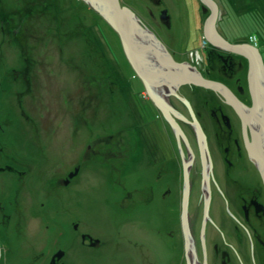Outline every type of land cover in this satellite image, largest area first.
Instances as JSON below:
<instances>
[{"label":"rangeland","instance_id":"374dc122","mask_svg":"<svg viewBox=\"0 0 264 264\" xmlns=\"http://www.w3.org/2000/svg\"><path fill=\"white\" fill-rule=\"evenodd\" d=\"M121 1V6H126L132 12L136 11L141 15L148 10L155 14L160 11L161 18L170 22V25L162 30V35H168L170 40L175 42L173 47L182 55H200L198 46H194V42L201 48L208 43L210 49L216 51L217 48L204 39L203 24L209 13L205 11L201 0H160L159 4H156V0ZM213 1L217 5L216 30L229 43L240 42L230 41L233 33L228 32L230 28L227 27L228 22L236 25L231 26L234 28V33L245 29L255 34L256 31L259 32L264 28V0ZM84 2L83 0H15L11 3V0H0V7L6 14H13L15 19H20L17 27H21L17 30L18 28L11 29L7 25L0 26L3 33L1 36L6 35L9 40H4L5 43L0 41V129L6 127L7 116L12 117L13 114L5 101L12 96L9 90L12 81L6 77L12 69L22 67V85L30 86V89L25 86L26 94L21 92V88L19 89L23 96L22 106L30 116L37 115L33 117L36 124L32 119L31 123L37 125L34 130H37L39 135L38 139L27 138L25 136L27 132L21 131L22 134L18 128L22 139L17 144L25 145L24 148L22 147L23 152L29 151L28 144L32 143L31 139L37 140L35 145L31 146L32 154L25 157L27 174L18 178H15L14 174H11L12 178L9 176L7 178V175L1 177L3 184H0V258L3 260L0 264H71L73 260L76 264H85L86 261L89 262L86 256L89 249H91L88 253L91 261L106 260L107 264H116L114 260L116 258L123 260L117 264H135V261L131 260L133 253L124 249L114 250L115 238L118 237L117 227L114 226L118 215L145 212L139 203L134 206L129 204L128 208L121 209L120 202L146 198L150 172L145 166L146 151L134 150L130 157L125 153V157L129 159L126 166L122 167L124 172L111 173L100 166L110 164L109 160L104 158L107 156V151H111L100 140L98 143L102 160L96 156L84 167L75 170L72 163L78 161L79 164H84L88 159L85 151L93 153L99 147L92 145L88 140L87 147L82 148V131L89 130L97 134L99 129L104 127L113 129L128 122L130 118L133 124H128L130 125L128 136L148 147L152 134L151 128L147 125L153 124L150 117L153 108L148 101L149 95L142 90L141 80L136 76L123 51L118 33L98 12L85 6ZM259 7H263L261 8L263 10H257ZM14 30L17 37L13 35ZM173 36L177 38L178 48ZM25 51L29 54L23 58ZM234 54L242 55L236 52ZM44 55H47V58H42ZM49 55H54L55 58ZM35 64L37 67L33 66ZM88 65H92V74ZM100 70L106 74L102 80L98 79L99 73L103 72ZM90 74L93 77L90 78ZM112 75L120 81L118 86L122 94L117 93L115 96L110 92L107 96L109 89L103 84L110 83ZM200 75L205 78L201 73ZM187 84L213 90L235 107L230 101L227 87L221 82L212 84L221 86H218L219 89ZM20 92L15 93L18 106L21 99ZM72 93L82 96L83 101H88L91 104L89 109L86 110L79 100L71 98ZM55 94H57V102L61 104V106L57 105L61 107L59 110L54 102ZM251 94L254 103L258 106L254 86ZM128 96L133 98V101L125 100ZM186 99L190 113L192 108L189 99ZM180 101L183 103L182 100ZM117 102H123L124 107L118 105L119 109H113L112 106ZM107 105L111 108L107 109ZM70 107L77 108L79 112L81 110L80 113L84 115L80 120L89 121L91 130L90 124L86 125V129L85 125L79 122L76 114L68 109ZM124 108H135L136 115L127 113L122 118H119L121 114L106 117L107 113L121 111ZM16 109L18 110V107ZM190 116L192 123L200 126L196 117L191 113ZM253 116L255 112L250 110L248 117ZM98 118H103V121L99 122ZM53 122H58L56 131L49 132L47 127ZM71 124L79 131L82 129L78 132L74 128L77 131L74 137L69 135ZM11 125L17 124L12 120ZM168 125L170 126L169 123ZM158 130L162 132L161 129ZM17 131L7 134L0 132V135L3 140L10 141L14 135L18 136ZM111 136L115 138L118 135L112 133ZM180 137L186 142L182 134ZM109 139L107 138V141ZM257 151L260 152L262 149ZM254 159L256 158L253 157L252 160ZM259 163L260 161L256 166L261 172ZM76 170L77 173L70 179L71 173ZM60 176L63 177L66 185H55V180ZM119 179L121 182L116 183L115 181ZM141 189L142 192L139 191ZM181 222L185 226V238H190L187 213H181ZM75 228L87 234V241H93L99 246L90 244L91 248L86 246L87 249L83 250L82 242L79 241L74 246L71 256L69 251H72ZM120 230L125 237H141L152 243L150 239L152 232L148 230L135 226H122ZM163 247L166 250V245ZM156 249L159 251L157 253L164 254L163 248L156 247ZM68 254L71 256L70 259ZM136 256L138 253L133 254L134 258Z\"/></svg>","mask_w":264,"mask_h":264},{"label":"flooded vegetation","instance_id":"af4514ba","mask_svg":"<svg viewBox=\"0 0 264 264\" xmlns=\"http://www.w3.org/2000/svg\"><path fill=\"white\" fill-rule=\"evenodd\" d=\"M156 2L159 4L161 1L156 0ZM137 15L144 28L151 29L176 60L193 63L205 78L223 83L245 106L254 103L251 94L254 85L259 107L257 106L255 116L249 117L244 127L241 118L222 95L201 86H181L177 93L190 101L192 111L205 133L208 149L206 152L202 151L199 146L200 135L191 126L193 123L188 107L186 108L178 98L170 95L168 100L177 109L175 111L178 115L181 114L189 120L184 121L173 115L180 123L187 144L180 137L179 146L176 136L164 117L160 112L156 113L152 109L150 111L152 123L160 125L157 127L162 132L157 127L151 128L152 138L148 143L151 149L147 153L146 160L150 171L146 187L147 196L144 200L140 198L138 201L133 199L134 202L130 203L126 200L120 202L121 209L128 208L129 204L134 206L139 203L145 212L123 213L116 217L114 227H117L118 237L115 238L116 248L114 250L124 249L133 254L138 253L135 258L132 254L131 260H134L135 264L139 262L141 264H202L203 262L206 264H237V262L239 264H264V133L262 132L264 102L260 100L264 94V78H258L260 84H255L254 78L248 74L249 57L232 53L223 55L221 52L210 49L208 43L201 48L203 55H197L198 62L194 63L188 56L182 55L173 47L172 40H167L162 35V30L169 26L170 22L161 18L160 11L155 14L148 10L143 15L139 13ZM246 32L236 31L231 35L230 41L248 42ZM256 32L255 38H258L256 46L262 49L264 28ZM1 38L9 41L3 36ZM173 39L177 41L174 36ZM23 54L25 58L29 53L25 51ZM261 54L264 62V51ZM44 57L47 58V55ZM216 63L218 68L215 67ZM33 66L37 67L36 64ZM8 75L12 81L9 85L12 96L5 101L12 113L18 115L17 120L14 121L19 128L22 120L26 118L31 120L30 114L22 106L23 96H21V92L26 94V87L30 89V86L22 85V67L12 69ZM17 92H20L21 97L19 106L17 105V94H15ZM159 93L161 94L160 91ZM12 120V117L7 116L6 127L11 125ZM35 127L37 125L32 124L31 128L20 129V132L29 133ZM38 137H32V139H38ZM249 146L256 150L262 149L260 153L263 156L261 155V161L258 164L262 173L256 166V159L252 160L253 152L248 150ZM19 151L23 152L22 149ZM182 152L183 160L188 164L186 169L190 183L187 204L190 238H185V226L181 222L183 192L181 176L184 165L179 155ZM22 154L23 157L30 156L26 152ZM11 159L13 161L11 160L8 166L9 174L15 176V165L19 171L26 173L28 166L24 161L22 163L14 157ZM174 172H179L180 178L173 176ZM76 173L77 170L73 171L70 179ZM170 179L175 180V187L170 185ZM205 187H208V190H205ZM174 191L176 193H173ZM207 199L209 208L204 214V200ZM203 215L208 217L205 221ZM122 226H135L152 232L150 238L152 243L150 244L147 239L141 237H125L120 230ZM201 227L204 229L202 233ZM74 231L76 232L73 235L74 243L72 251H69L71 256L74 246L79 241L82 242L83 250L87 249L86 246L91 248L90 244L95 247L99 246L93 241H87L85 232H80L77 228ZM187 244H190L195 254L194 260L187 250ZM163 245H166V250ZM156 247L163 248L164 254L157 253ZM88 253L86 256L89 262L86 261L85 264H107L106 260H89ZM70 255L68 254L69 259ZM186 258L189 259V263ZM114 260L116 264L123 261L116 258ZM71 264H76V262L73 260Z\"/></svg>","mask_w":264,"mask_h":264},{"label":"bare ground","instance_id":"6f19581e","mask_svg":"<svg viewBox=\"0 0 264 264\" xmlns=\"http://www.w3.org/2000/svg\"><path fill=\"white\" fill-rule=\"evenodd\" d=\"M13 1H15V0H11V3ZM118 3L120 5H122V1L121 0H118ZM200 4H201V2H200ZM84 5L85 6H88L91 10H93L87 3L84 2ZM201 6H202V4H201ZM203 7H204L205 11H207L208 13L210 12V10H209L208 7H206L205 5H203ZM16 8H17V5H16ZM133 13L135 14V17L139 20L140 25L144 28V26L141 24V19L137 15L136 11H133ZM9 15L10 14H6L5 11L0 7V26L7 25L11 29L18 28L17 26L19 25V20L20 19H15L14 16H13V14L10 15V16ZM105 22H107V21L105 20ZM231 26H236V25L233 22H228V26L227 27H230L228 29V32L229 33H234V30H233L234 28H232ZM19 29L20 28H18L17 30H19ZM146 30H148L149 32H151L152 35L157 38V40L160 42V44L167 50V52L169 53V55L173 59V63H175L176 65H178L179 68H181L182 63H184V64H187V66H189V68L193 71V73H199V70L196 68V66L193 63L190 64L189 61L186 62V61H178V60H176L171 55V53L166 48V46L162 43V41L155 35V33L151 29L150 30L149 29H146ZM243 30L244 31H247L246 32V36L249 38V40H248V42H240L238 44H246V45L252 47L254 51H256L255 55H251V57L249 56L250 59H248V61H249L250 65H249L248 74H250L251 77L254 78L255 84H260V81L258 80V78H264V62L262 60L263 58H262V54H261L262 51H264V47L262 49L257 48L256 41H257L258 38H255L256 35L255 34H252V31H250L251 33H249L248 30H245V29H243ZM1 35H3V33L0 30V41L5 43L4 39L1 38ZM13 35L15 37H17V34L14 33V31H13ZM164 36H165V38L167 40L170 39L168 35L165 34ZM5 38L8 39V37L6 35H5ZM172 42H174V41H172ZM194 44H195L194 46H196V47L198 46L197 49H198L200 55H203V52L201 50L200 45L198 43H196V42H194ZM178 46H179V43L176 42V47L178 48ZM161 51L162 50H160V53H162ZM216 51L221 52L223 55H225L227 53H232V54L235 53L234 51L224 50V49H221V48H217ZM49 56L55 58L54 55H49ZM187 56L192 60V62H194V63H197L198 62V58L194 54H189ZM42 58H45V57L43 56ZM140 62H141V60H140ZM201 62L203 63V61H201ZM145 64H146V66H148L151 70H153L155 72L154 75H156V74H163V75L169 76V75H173V73L176 76L178 75L177 74V71H171L170 68L161 67V66L156 67L155 65H153V64L150 65L147 62ZM81 65L83 66V64H81ZM223 65H225V64L223 63ZM88 67L90 69H92L91 68L92 65H88ZM104 67H105V63H104ZM215 67L218 68L217 63L215 64ZM121 74H123V73H121ZM135 74H136V72H135ZM89 76H90V78L93 77L91 75H89ZM136 76L138 77L137 74H136ZM201 78H202L201 82H203L207 86H209L211 84H218V83H220L219 81L214 80V79L203 78V77H201ZM110 79L113 82H115V83L110 84L111 86H109V87L118 86V84L120 83V81L118 79L114 78L113 75L110 76ZM133 79L134 80H137V78H135V77H133ZM139 79L141 80V78H139ZM140 82H141V84L143 86V87L141 86L142 87V90L143 91H146V86H145L144 82L142 80ZM101 83L103 84V81H101ZM104 85H105V83H104ZM183 85H189V84L183 82V78H179V81L174 82L172 84V86H167V85H164V84L163 85H160V84H155V83L153 85H150V88L152 90H155V92L157 93V96L161 100L164 101L163 102L164 111H165V113H167L169 115V117L171 119H169V118L167 119V117L164 114V112L160 109V107L157 104H155L154 100H152L150 97H148L149 98L148 101L151 103V106L156 111V113H159L160 112L161 115L166 120L167 125H168V123L170 124V126L172 128V133L176 136L177 143H179V146H180V134H182L184 138H185V135L183 133V130H182L181 126H180L179 121L175 117H178L179 119H182L184 121H189V120L185 116H183L181 114L178 115L176 113L175 110H177V109L174 108L173 105H172V103L169 102L168 97L171 95V97L178 98L179 100H182L183 101L182 104L185 107L187 105L189 106L188 100L185 97H183V96H181L180 94L177 93V90L181 86H183ZM250 85H252V84H250ZM83 86L84 87L86 86V81H85V83H84ZM106 88L109 89L108 87H106ZM110 91L111 90H108L107 93H110ZM159 91L161 92V94L159 93ZM227 91L229 93V97H230L231 103L235 106V107H233V109L235 110V112L237 113V115L241 118V120L243 122V126L245 127L246 124H247V122H248L247 120L249 119V117H248L249 111L250 110H254V112H255V109H257V105H256V103H253V105H250V106L249 105H246L245 106V104L242 103L231 91H229L228 88H227ZM49 92H52V90H49ZM116 92L117 93H120V89H118V91L116 90ZM90 93H92V92H90ZM120 94H122V93H120ZM56 96H57V94H55V96H54V100H55L54 102H55L56 108H58V110H59L61 108V107H59V106H61V104H60V102H57ZM81 97H79L77 95H73V93H72V96H71V98L79 100L81 102V104L84 105V107L86 108V110L89 109V107H90L91 104H89L88 101H86V102L83 101ZM129 98H130V96L126 97L125 100L133 101V98L132 99L131 98L129 99ZM260 100H263V102H264V94L260 97ZM57 105H59V106H57ZM118 105L121 106V107H124V103L123 102L122 103L117 102L116 104H114L112 106V108L113 109H119ZM243 106H245V107L244 108H241ZM262 106L264 107V104ZM110 108L111 107L109 105H107V109H110ZM68 109L71 111V113L76 114V118L78 120H80L81 119L80 117H83V115H84V114H81L80 113L81 110L79 112V110L77 108L70 107ZM65 110H66V107H65ZM86 110L84 111V113H86ZM92 110H94V112L96 111L95 109H92ZM140 110H142V109H140ZM135 112H136V109L135 108H129V109L124 108L121 111L120 110L113 111V112L111 111V112L107 113L106 117L110 118V117H113L115 115L118 116V115L121 114V116L119 118H122L124 116V114L126 115L127 113H132V115L134 116V115H136ZM190 113L195 116V113L193 111H190ZM17 117H18V115H16V113H13L12 114V119L13 120H17ZM33 117H37V115L31 116V119L33 121H35ZM97 120L99 122H101V120L103 121V118L102 119L101 118H98ZM79 122L83 123L85 125L84 126L85 128H86V125L87 124H90L89 129L91 130V123L89 121H86V120L82 121V120H80ZM30 123H31V120L28 119V118L22 120L20 122V124H19V129H24V128L25 129H29V128H31L32 127V124H30ZM57 123L58 122H56V123L53 122V124L48 125L47 128H48L49 132H55L56 131V125H57ZM129 123L131 125L133 124L131 118L128 120V122H124L122 125H119V126L113 128V129H111L110 127H104L102 129H99L100 131L97 134H94L92 131H89V130L82 131V129H81V131H82V137L81 138H82V142H83L82 145H81V147L82 148H86L87 147V144L86 143H87L88 140L91 142L92 145L95 144L96 146H99L98 141L99 142H100V140L103 141L105 143V145H107V147H109L111 149V151H107L108 152L107 153V156H106V158H104L105 160H109L110 164H107V165H102L101 164L100 166L103 167V169L108 170L111 173H115V172L122 173V172H124V170L122 169V167H125L126 166L127 160L129 159V158H126L125 157V153H128L129 154V157H130V155L133 154L134 150H138V151H141V152H145L146 151V153H148L150 151V149H151L150 145H148V147H147L144 143L139 142L138 140H132L128 136V133H129V130L128 129L130 127V125L128 126ZM191 126H192V128H193L194 131L196 130L197 134H200V140L198 142H199V146L201 147V150L202 151H205V152L208 151L207 145H206V137H205V133H204L203 129L200 128L199 125L196 126V125L191 124ZM147 127L148 128H154V125L153 124H149V125H147ZM70 128H71V131L69 132V135H71L73 137H74V135H77V131L78 132H81L75 126H73V124H71ZM74 128L77 131H75ZM19 129H18V124L17 125H10L8 127H1V129H0V132L1 133H6V134L7 133H14V132H16L18 130L17 131L18 132L17 133L18 136L15 137V135H14V137L10 141H5L3 139H0V184H3V183H1L2 182V179H1L2 175H7V178H9V177L12 178L13 177V175L8 174V166L10 164V161L12 160L11 157H14L17 161H20L22 163L25 162V157L26 156L23 157V154H22L23 152L22 151H19V149L21 150L22 147L23 148L25 147V145L19 146L17 144L22 139L20 137ZM262 132L264 133V129L262 130ZM112 133H114V134H116L118 136L115 137V138H113V136H111ZM25 136L27 138H32V137H37L39 135H38L37 130H34V128H33V130L30 131L29 133H27ZM109 137H111V138L109 139ZM107 138L109 139L108 141H107ZM159 140H161V139H159ZM185 140H186V138H185ZM36 141L31 140L32 143L31 144H28L29 145V151H26L27 154H29V155L32 154L31 153V150H32V147L31 146H32V144L35 145ZM186 144H187V142H186ZM91 147L92 146H90V148ZM122 147L124 149H122ZM91 149H93V148H91ZM93 150L95 151V149H93ZM188 150H190V148H188ZM248 150L253 152V154L251 156L252 157H255L257 162L258 161H261V155L262 154L260 152H258L254 147H250V146H249V149ZM100 151H101L100 146L93 153H90V151L86 150L85 153L87 155H85V156L88 158L87 161L84 164H79L78 161L75 162V163H72L73 169L75 170L76 168H82V167H84L86 164H88L90 162V160L92 158H94L96 156L102 160V157L103 156H101V152ZM179 157L182 159L183 165H184V167H183V175L181 176V179H183V194H182V209H181L182 211H181V213H187V204H188L189 190H190V183H189V178H188L189 175H188V171L186 169V165H188V164H187V162H185L183 160V158H184L183 157V152L180 153ZM145 166H147V163L145 164ZM209 166H210V164H209ZM14 168H15V170H14L15 171V178H18L20 176H23V175H26L27 174L24 171H19L17 165H15ZM172 174H173V176H176V177L180 178L179 172H174ZM117 175H118V173H117ZM72 182H73V180L71 181V185H72ZM115 182L116 183H120L121 180L119 179V180H116ZM61 184L62 185L65 184L66 185L65 180L63 179V177L60 176V177H58L55 180V185L61 186ZM174 184H175V181H171L170 182V185H174ZM142 190L143 189H141L139 191L142 192ZM205 190H208V187H205ZM49 193H51V192H49ZM141 195H142V193H141ZM46 197L47 198H50V196H46ZM221 199H222V197H221ZM223 201H225V200H223ZM130 202H134V201L133 200H129V203ZM204 205H205V207H204L203 213L206 214V212H207V210L209 208L208 199L207 200H204ZM207 218H208L207 216L203 215L204 221ZM203 228H204V226H203ZM203 228H202L201 233L204 232V229ZM187 245H188L187 250H188L189 254L192 257V260H194L195 254H194L193 250L191 249L190 244H187ZM203 247H205V246H203ZM1 260H3V258H0V261ZM186 261H187V263H189V259L188 258H186ZM202 264H206V262H203Z\"/></svg>","mask_w":264,"mask_h":264},{"label":"water","instance_id":"95a60500","mask_svg":"<svg viewBox=\"0 0 264 264\" xmlns=\"http://www.w3.org/2000/svg\"><path fill=\"white\" fill-rule=\"evenodd\" d=\"M83 1L98 12L118 33L123 51L138 77L144 82L147 94L160 107L167 119L171 118L164 111V101L157 96L155 90L150 88V85L155 83L172 86L174 82L179 81V78H183L184 83L205 85L201 82V75L199 73H193L187 64L182 63L181 68H179L178 65L173 63V59L157 38L151 32L144 29L135 17V14L126 6H121L118 0ZM201 2L210 10L203 24V35L206 41L216 48L234 51L242 55H255L256 51L250 46L246 44H231L225 40L215 27L217 5L213 0H201ZM160 50H162V53H160ZM146 62L156 67L170 68L171 71H177L178 75L176 76L174 73L169 76L163 74L154 75L155 72L146 66ZM209 86L213 89H219L221 87L212 84Z\"/></svg>","mask_w":264,"mask_h":264},{"label":"trees","instance_id":"16d2710c","mask_svg":"<svg viewBox=\"0 0 264 264\" xmlns=\"http://www.w3.org/2000/svg\"><path fill=\"white\" fill-rule=\"evenodd\" d=\"M261 8H263V7H259L257 10H263V9H261ZM212 48V47H211ZM213 49V48H212ZM101 72L103 71V70H100ZM91 74H92V69H91ZM90 74V75H91ZM106 77V74L104 73V71L102 72V73H99V75H98V78H101V80L103 79V78H105ZM8 80H10L11 79V77L10 76H7L6 77ZM112 81H110V83H108V84H105V85H107L106 87H108L109 88V90H111L110 92L111 93H113V94H115V96H116V94H117V92H116V90L118 91V89H119V86H114V87H109V86H111L110 84H112L111 83ZM103 86H104V84H103ZM107 96H109V94L107 93L106 94Z\"/></svg>","mask_w":264,"mask_h":264}]
</instances>
